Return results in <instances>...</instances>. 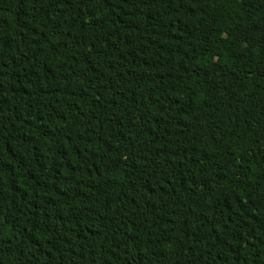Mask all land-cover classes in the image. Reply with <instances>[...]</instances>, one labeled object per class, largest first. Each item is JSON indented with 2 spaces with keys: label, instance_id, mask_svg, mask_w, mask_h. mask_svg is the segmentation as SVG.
<instances>
[{
  "label": "trees",
  "instance_id": "16d2710c",
  "mask_svg": "<svg viewBox=\"0 0 264 264\" xmlns=\"http://www.w3.org/2000/svg\"><path fill=\"white\" fill-rule=\"evenodd\" d=\"M0 264H264V0H0Z\"/></svg>",
  "mask_w": 264,
  "mask_h": 264
}]
</instances>
